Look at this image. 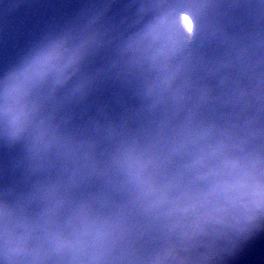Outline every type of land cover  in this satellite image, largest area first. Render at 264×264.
Returning <instances> with one entry per match:
<instances>
[{
    "label": "water",
    "instance_id": "water-1",
    "mask_svg": "<svg viewBox=\"0 0 264 264\" xmlns=\"http://www.w3.org/2000/svg\"><path fill=\"white\" fill-rule=\"evenodd\" d=\"M264 0H0V264H264Z\"/></svg>",
    "mask_w": 264,
    "mask_h": 264
},
{
    "label": "clouds",
    "instance_id": "clouds-1",
    "mask_svg": "<svg viewBox=\"0 0 264 264\" xmlns=\"http://www.w3.org/2000/svg\"><path fill=\"white\" fill-rule=\"evenodd\" d=\"M244 187L248 189L244 195L252 197L254 208H264V183L255 181L252 184H245Z\"/></svg>",
    "mask_w": 264,
    "mask_h": 264
}]
</instances>
